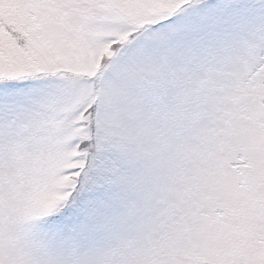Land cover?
<instances>
[{
  "label": "snow or ice",
  "instance_id": "6c2138e0",
  "mask_svg": "<svg viewBox=\"0 0 264 264\" xmlns=\"http://www.w3.org/2000/svg\"><path fill=\"white\" fill-rule=\"evenodd\" d=\"M0 264H264V0H0Z\"/></svg>",
  "mask_w": 264,
  "mask_h": 264
}]
</instances>
